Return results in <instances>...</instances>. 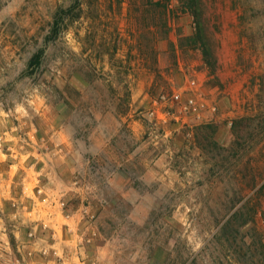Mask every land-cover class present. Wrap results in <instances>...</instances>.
Returning <instances> with one entry per match:
<instances>
[{
  "label": "rangeland",
  "instance_id": "obj_1",
  "mask_svg": "<svg viewBox=\"0 0 264 264\" xmlns=\"http://www.w3.org/2000/svg\"><path fill=\"white\" fill-rule=\"evenodd\" d=\"M0 264H264V0H0Z\"/></svg>",
  "mask_w": 264,
  "mask_h": 264
},
{
  "label": "trees",
  "instance_id": "obj_2",
  "mask_svg": "<svg viewBox=\"0 0 264 264\" xmlns=\"http://www.w3.org/2000/svg\"><path fill=\"white\" fill-rule=\"evenodd\" d=\"M73 8H70L68 11H65V12L62 10H59L56 12V14L54 15V18H53V25H52L51 33H50L49 37L46 39L47 44L54 42L58 39V37L62 34V32L66 28V27H64V25H65V22L67 20L74 21L75 19L80 17L79 14L73 15L74 14ZM195 15H196V13H195ZM203 33L204 32H202V29L201 30L199 29V31L197 33L198 41H200L201 35ZM201 46L203 48L205 58L206 59L210 58L211 54L209 53L210 51H209V48L206 46V44L203 43ZM45 59H46V49H41L37 54H35L33 56V58L31 59V63H30L29 67L31 69L34 68L36 70L37 68H40L43 65ZM207 62H208V60H207ZM209 66L212 67L214 65H212V63H209ZM34 69H33L31 74H34Z\"/></svg>",
  "mask_w": 264,
  "mask_h": 264
}]
</instances>
